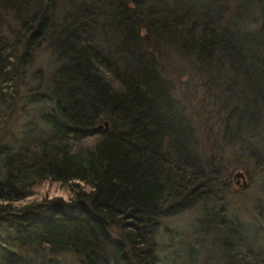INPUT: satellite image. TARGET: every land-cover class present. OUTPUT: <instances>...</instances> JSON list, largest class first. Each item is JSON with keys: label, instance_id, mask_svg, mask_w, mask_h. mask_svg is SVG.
I'll list each match as a JSON object with an SVG mask.
<instances>
[{"label": "trees", "instance_id": "16d2710c", "mask_svg": "<svg viewBox=\"0 0 264 264\" xmlns=\"http://www.w3.org/2000/svg\"><path fill=\"white\" fill-rule=\"evenodd\" d=\"M0 9L19 26L14 39L0 30V107H14L41 49L52 62L25 96L48 109L41 125L30 119L15 141L0 134V264H164L162 223L192 209L185 240L161 234L179 248L172 264H264V182L255 223L223 198L225 148L254 138L246 148L264 172V0Z\"/></svg>", "mask_w": 264, "mask_h": 264}, {"label": "rangeland", "instance_id": "374dc122", "mask_svg": "<svg viewBox=\"0 0 264 264\" xmlns=\"http://www.w3.org/2000/svg\"><path fill=\"white\" fill-rule=\"evenodd\" d=\"M0 21L1 34L6 39H14V34L19 29V26L13 22L11 14L5 13L0 9ZM50 62L48 54L41 49L37 53L35 62L26 70V74L22 78V87H20V90L16 95L17 100H15L16 102L14 103V107L10 100L9 103H6V105H9V109L4 106L0 107V115H2V119H0V134L2 136L10 137L13 135L12 139H14V141L19 139L27 130V123L33 118L36 120V125H41L38 116H40L43 111L48 109H43V107L40 108L38 106H35V108L33 105H30L29 100H26L25 96L31 88H34L37 85L39 81L38 79L45 78L48 74H50L52 71H50ZM183 81L185 82L186 78H184ZM28 97L29 96H27V99ZM207 125L212 127L214 131L213 133L221 130V126L215 121H209L207 122ZM252 129L253 128L251 127V130ZM220 137L221 136H219V138ZM242 139L245 140L246 146L243 145L245 148H240V144L238 143L235 146L225 148L226 150L223 157L226 161V168L223 178L230 180L231 192L225 194L226 196L223 195V198H226L229 213H236L241 221L255 223L256 219L252 210L254 205L253 200L261 195L259 187L264 182V172H260L257 168H255L252 160V158L256 156V153L259 157V151L253 149L252 152H249V148H246L247 146L254 145L255 142H253V140L255 139ZM238 172L243 173L245 176V181L247 183V187L245 189H240L239 187V185L242 184V181L239 180L238 185L236 184L237 180H233V176ZM43 191L44 190H41L40 195ZM49 197L66 198V194L62 190L59 191L55 188H50ZM198 217V211L196 209H192L173 220L164 221L162 223L163 228H161V234L167 230L172 232L173 236L177 235L178 238L173 241V245L175 246L179 243V241L185 240L189 236L192 228L196 226L195 221ZM261 225L264 226V222H262ZM161 234H159L158 243L161 245L160 253L161 256H163L162 261H165L164 264H172L173 260L178 262L179 248H177V251L168 249L170 242L166 241L164 236L162 237ZM62 263L74 264V260L63 259Z\"/></svg>", "mask_w": 264, "mask_h": 264}, {"label": "water", "instance_id": "95a60500", "mask_svg": "<svg viewBox=\"0 0 264 264\" xmlns=\"http://www.w3.org/2000/svg\"><path fill=\"white\" fill-rule=\"evenodd\" d=\"M105 126H106V125H105ZM106 127H107V126H106ZM101 128H102V126H99V127L96 128L95 130H98V129H101ZM233 180H234V181L237 180L236 184H238V185H239V180L242 181V184L239 185L240 189H241V188H242V189H245V188L247 187V183H246V181H245V176H244L243 173H241V172L236 173V174L233 176Z\"/></svg>", "mask_w": 264, "mask_h": 264}]
</instances>
